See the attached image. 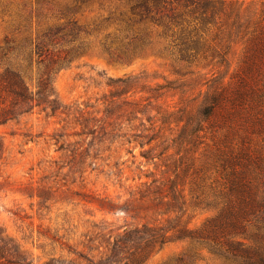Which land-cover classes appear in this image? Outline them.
<instances>
[{
    "label": "trees",
    "instance_id": "trees-1",
    "mask_svg": "<svg viewBox=\"0 0 264 264\" xmlns=\"http://www.w3.org/2000/svg\"><path fill=\"white\" fill-rule=\"evenodd\" d=\"M90 1L0 0L10 27L0 41V123L35 108L71 115L72 131L58 129L51 139L57 150L72 146L68 170L79 173L105 139L146 144L140 154L163 168L138 177L139 199L165 215L187 201L213 213L195 228L177 214L122 229L103 221L83 248L68 245V255L39 264H147L171 238L188 247L160 264H192L197 247L221 264H264V0H123L124 10L89 27L79 10ZM91 51L125 62L157 53L197 69L154 84L144 73L117 78L98 108L62 103L54 76ZM3 155L0 139V162ZM44 189L35 193L39 204ZM0 264L38 263L0 226Z\"/></svg>",
    "mask_w": 264,
    "mask_h": 264
},
{
    "label": "rangeland",
    "instance_id": "rangeland-1",
    "mask_svg": "<svg viewBox=\"0 0 264 264\" xmlns=\"http://www.w3.org/2000/svg\"><path fill=\"white\" fill-rule=\"evenodd\" d=\"M9 1L16 4L25 0ZM50 1L56 4L73 2ZM125 8L123 0H92L82 4L79 12L81 20L93 27L94 23L112 12ZM7 19L8 16L0 8V41L10 30ZM239 54L237 49L224 79L236 67ZM194 68L197 69L193 64L177 63L167 55L157 53L147 52L125 62L113 61L97 51H91L60 69L54 76L53 84L62 103L80 107L88 105V109H93L101 107L103 98L112 89V81L117 78L144 73L145 81L154 84L165 79L184 78L186 76L180 73ZM220 72L223 74L225 68L220 67ZM27 80L30 81L29 78ZM151 113L154 111L151 110ZM73 120L71 115H48L35 108L23 116L0 123V139L4 145L0 162V226L35 263H42L54 255H68V245L83 248L81 241H85L88 235L92 236L91 232L99 231L96 225L101 228L103 221L107 222V228L122 229L125 224L143 221L164 224L167 215L177 214L181 223L195 228L213 213L187 201L180 210L165 215L161 208L154 211L145 198L139 199L144 187L138 183V177L144 178L147 170L159 172L163 168L158 164L155 167L151 160L140 154L149 147L146 144L140 147L135 142H123L120 138L113 141L105 139L96 146V150H89L84 172L69 171L68 149L72 146L57 150L58 145L53 143L51 134L58 129L71 132ZM131 123L136 124L137 121ZM145 126H148L147 121ZM80 138L77 135L68 136L69 141ZM93 152H96V157L91 158ZM38 187L48 191V198L41 204L37 203L38 197L35 196ZM31 193L34 195L31 196ZM124 207H127V212ZM98 239L94 242L97 243ZM187 247L186 240L171 238L148 259L147 264H160L186 251ZM196 253L192 264H221V260L206 248L197 247Z\"/></svg>",
    "mask_w": 264,
    "mask_h": 264
}]
</instances>
